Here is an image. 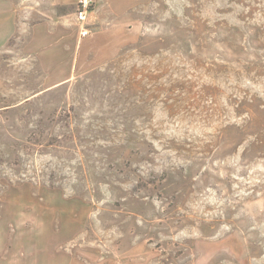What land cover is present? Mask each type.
<instances>
[{
    "label": "rangeland",
    "instance_id": "obj_1",
    "mask_svg": "<svg viewBox=\"0 0 264 264\" xmlns=\"http://www.w3.org/2000/svg\"><path fill=\"white\" fill-rule=\"evenodd\" d=\"M78 9L0 0V207L86 264H264V0Z\"/></svg>",
    "mask_w": 264,
    "mask_h": 264
},
{
    "label": "crops",
    "instance_id": "obj_2",
    "mask_svg": "<svg viewBox=\"0 0 264 264\" xmlns=\"http://www.w3.org/2000/svg\"><path fill=\"white\" fill-rule=\"evenodd\" d=\"M92 36H99L98 34ZM4 195V194H3ZM11 194H6V200L9 206L14 204ZM6 209L0 207V264H86L80 259L75 258V252L72 251L76 241L74 239L77 227L68 222L65 224L63 220L62 225H44L40 228L36 226L32 228H25L15 223L9 218ZM70 217V216H69ZM69 217L65 218L69 220ZM72 223L74 222L72 214ZM38 227V226H37ZM26 230L40 231L43 236L37 240L27 241L22 245L24 250L23 256L18 254L17 236L15 233ZM23 230V231H22ZM72 252H74L72 254Z\"/></svg>",
    "mask_w": 264,
    "mask_h": 264
},
{
    "label": "built area",
    "instance_id": "obj_3",
    "mask_svg": "<svg viewBox=\"0 0 264 264\" xmlns=\"http://www.w3.org/2000/svg\"><path fill=\"white\" fill-rule=\"evenodd\" d=\"M92 0H79V9H78V20L84 22L87 18L88 12L91 10ZM89 35V29L83 27L81 29V36L86 37Z\"/></svg>",
    "mask_w": 264,
    "mask_h": 264
}]
</instances>
